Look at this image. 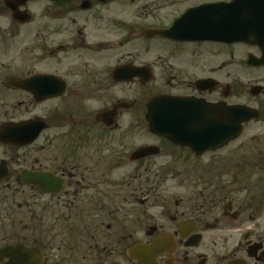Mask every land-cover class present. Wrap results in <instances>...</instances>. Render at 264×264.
<instances>
[{
	"label": "flooded vegetation",
	"instance_id": "obj_1",
	"mask_svg": "<svg viewBox=\"0 0 264 264\" xmlns=\"http://www.w3.org/2000/svg\"><path fill=\"white\" fill-rule=\"evenodd\" d=\"M157 98L252 117L198 154L150 131ZM5 202L0 264H264V0H0Z\"/></svg>",
	"mask_w": 264,
	"mask_h": 264
},
{
	"label": "water",
	"instance_id": "obj_2",
	"mask_svg": "<svg viewBox=\"0 0 264 264\" xmlns=\"http://www.w3.org/2000/svg\"><path fill=\"white\" fill-rule=\"evenodd\" d=\"M251 117L247 112L227 110L221 105L209 107L160 98L153 100L149 106L152 133L174 144L188 143L194 147L196 143L197 146L192 149L198 154L214 151L227 144L241 133V123Z\"/></svg>",
	"mask_w": 264,
	"mask_h": 264
},
{
	"label": "rangeland",
	"instance_id": "obj_3",
	"mask_svg": "<svg viewBox=\"0 0 264 264\" xmlns=\"http://www.w3.org/2000/svg\"><path fill=\"white\" fill-rule=\"evenodd\" d=\"M214 58V57H213ZM220 62V61H219ZM214 64V63H213ZM198 73V76L202 75L199 70L197 71ZM139 141H146V142H151V139L147 136L145 137H142L140 138ZM231 148V147H230ZM228 148V149H230ZM228 149H225V150H222L220 152H218V154H213L214 157H222V158H226V157H236L235 155V152H232V150H228ZM227 150V151H226ZM248 154H251V152H247ZM166 157H172V156H164V158ZM239 157H243V158H252V155H248V156H245V151L242 152V156L240 154ZM172 158H185L184 156H178V155H175L173 156ZM204 163V164H203ZM158 169V168H156ZM160 169H164V174H166L168 171L170 172L169 176H177V180H180V179H183L185 180L186 182L183 183L184 185H189L191 184L193 178L197 177V178H203L205 179L206 178V175H207V171H205L206 169V166H205V161H204V157L202 158V160H200L199 162V166L197 167H193V166H186L185 168L184 167H180V166H164L163 168H160ZM188 175H191L192 177L189 178L187 177ZM170 180H172V177L169 178ZM177 181L175 182H168L167 185L164 186V190H167V191H175L176 189L174 188V183H176ZM173 186V187H172ZM8 208H10V206L5 202L3 204L0 205V211L4 210V213L6 214H9L10 216L13 215L14 211L13 210H7ZM18 211V210H17ZM17 213V212H16ZM19 215H22V214H25L23 213L22 211L21 212H18ZM44 222H46V218H44L43 220ZM5 223L10 222L9 219L5 220L4 221ZM18 222H21V221H17L16 224ZM23 224L25 225H28V223L24 220L23 218ZM59 226V225H58ZM59 229H55L53 230L49 236H52V235H57V242H62V241H67L66 238H67V235L65 234L64 232V228H62L61 226L58 227ZM10 233L12 231H9ZM26 235H29L31 233H28L27 231L25 232ZM39 235H40V230H39Z\"/></svg>",
	"mask_w": 264,
	"mask_h": 264
}]
</instances>
